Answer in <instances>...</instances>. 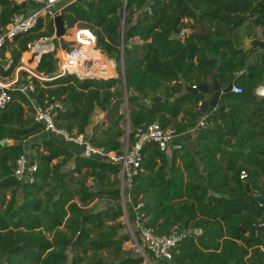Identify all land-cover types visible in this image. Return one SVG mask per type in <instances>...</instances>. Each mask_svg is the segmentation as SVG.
I'll list each match as a JSON object with an SVG mask.
<instances>
[{"label":"trees","instance_id":"1","mask_svg":"<svg viewBox=\"0 0 264 264\" xmlns=\"http://www.w3.org/2000/svg\"><path fill=\"white\" fill-rule=\"evenodd\" d=\"M32 7L27 1L0 0V30L15 13ZM62 16L67 29L88 30L80 37L82 51L94 65L75 70L107 77L34 78L30 98L13 90L14 102L0 110V264L144 263L123 247L130 236L121 221L118 164L81 156L77 145L46 132L34 119L32 101L60 102L56 125L76 134H85L101 109L109 124L96 125L89 140L121 153L125 95L132 131L158 122L183 132L196 127L199 103L206 101L203 93L185 88L203 85L210 76L222 88L239 85L243 91L222 95L228 111L209 115L210 125L181 148L162 152L157 144L145 145L141 171L132 182V205L142 204L144 224L157 234L175 225L201 229L160 264H264V203L256 198H264V96L255 93L264 81V51L244 49L234 37L240 28L246 37H264V0H76L66 4ZM54 33V21L41 18L34 29L8 42L0 76L13 72L29 42ZM94 38L115 60L117 74L98 69L101 64L113 68V62L93 48ZM6 52L11 55L7 70ZM37 71L57 75L54 53L43 54ZM32 136L40 141L27 153L25 141ZM23 154L38 165L32 183L14 178ZM70 163L72 168L64 169ZM96 199L114 205L95 211L89 205ZM129 211L134 222L132 206Z\"/></svg>","mask_w":264,"mask_h":264},{"label":"built area","instance_id":"2","mask_svg":"<svg viewBox=\"0 0 264 264\" xmlns=\"http://www.w3.org/2000/svg\"><path fill=\"white\" fill-rule=\"evenodd\" d=\"M18 3L31 2L33 7L28 12L15 13L10 22L0 30V64H2V51L8 42H12L17 36L28 32L36 27L41 18H49L54 21V18L62 14L64 7L68 3H72L76 0H15ZM66 26V24H65ZM66 30L67 26H66ZM87 32L86 29H80ZM92 34V33H91ZM94 36V35H93ZM96 39V38H95ZM94 39V40H95ZM96 43V41H95ZM84 44V43H83ZM85 46V44H84ZM96 46V45H95ZM55 45L51 37H41L33 40L27 44V51L30 52L29 59L34 60L36 66L40 62L43 54L54 53ZM83 47L72 45L67 48L57 49L58 73L54 77H48L43 73L33 74L34 76L27 77V80L20 85L15 86L14 83H4L3 76H0V110L6 109L11 103L14 102L15 97L12 94L13 90H20L28 98H30V92L35 90L34 77L36 79L52 80L56 77L76 74L80 78L94 77L91 74H83L75 70L76 65L83 67L85 70H91L94 65L93 58H87L85 52L82 51ZM94 48V47H93ZM95 49V48H94ZM5 60L7 65H3L7 70L11 63V55L9 52L5 53ZM114 64V63H113ZM116 65L113 68L115 70ZM100 76V75H97ZM103 76V75H101ZM47 77V78H46ZM107 77V76H104ZM18 81V80H17ZM231 91L235 94L242 93V88L239 85H233ZM255 93L258 96H264V81L255 88ZM126 105L128 104V97H124ZM34 108V119L37 123L44 126V130L53 134L54 136L64 140L65 142L75 144L79 147V155L88 158H99L109 160L115 164H118L120 168V191L121 198H126L129 203L131 200V188L132 182L135 176L139 174L143 162V148L148 143L157 144L160 151L168 152L171 149L181 148L183 142L178 141L181 136L185 134L193 133L196 128L187 131L180 132L175 127H162L158 122H154L147 126H139L132 131L130 125L127 131V139L123 146L122 152L115 151L107 152L103 147L93 144L89 137L85 134L70 133L65 129L59 128L56 125V117L58 111L62 109L60 102L45 101L44 104H36L32 101ZM208 125L207 119L204 117L198 123L197 129ZM132 134V138H131ZM2 143L13 144L12 139H4ZM38 169L37 162L30 159L26 154L20 156L17 161L16 168L14 170V178L19 183H32L35 180V173ZM247 174L245 171L241 173V178L245 179ZM126 193L128 196H126ZM142 204L138 203L132 205L134 211V226L132 228L131 235L136 240L134 231H137L139 235L140 244L139 252L145 257V250L153 255L157 260H170L172 258V250L180 246L188 234H200L201 229H181L178 225H175L173 229L167 234H157L152 228L147 227L144 224L142 214L140 211ZM134 230V231H133Z\"/></svg>","mask_w":264,"mask_h":264},{"label":"rangeland","instance_id":"3","mask_svg":"<svg viewBox=\"0 0 264 264\" xmlns=\"http://www.w3.org/2000/svg\"><path fill=\"white\" fill-rule=\"evenodd\" d=\"M30 6V5H29ZM28 6V7H29ZM125 23L123 22L122 23V26H121V35H122V38H123V35H124V32H125ZM242 29L243 28H240V31H236V33L238 32L239 33V36L242 37L243 36V32H242ZM186 32H189V31H186ZM235 33H234V37H235ZM84 37V31H81L80 28H77V27H74V28H70L66 31V34L64 37L62 38H59L55 35L51 37L53 39V43L55 45V56H57V49H59L60 47L61 48H64L65 47V43L68 44L67 48L71 47L72 45H77L79 47H84V44L83 42L81 41V38ZM95 39V38H94ZM96 39L94 40V44H93V47L98 50L102 56L106 57L107 59L111 60L115 65V73L117 74V64L115 62L114 59H110L106 56V54L102 53L99 48L97 47L96 43H95ZM241 41V40H240ZM244 45V39L240 42ZM96 45V46H95ZM23 57L24 55H22L21 59H20V62L19 64L16 66V68L13 70V72L8 75V76H3V82L4 83H14L15 86L17 85H20L21 83H24L26 80H27V77H31V76H34L33 74H37L38 71H37V66H36V63H34V60L33 58L32 59H29L30 55L25 59L26 61L23 60ZM8 63V62H7ZM6 61L3 65H7ZM122 69V67H121ZM92 77V76H91ZM94 77H97V78H102L104 77L103 76H97V75H94ZM35 78V77H34ZM47 78V77H46ZM18 80V81H17ZM39 81L43 82L44 80L43 79H38ZM123 107V112L125 114V118L124 120L122 121V128L124 130V134L121 138L122 140V143L125 144V141L127 139V131H128V127L130 125V122H129V119L127 117V107H126V103L124 101V104L122 105ZM109 124V121H108V115L107 113L103 112L101 109H98L94 112L92 118H91V121H90V125L87 129L88 133L86 132V134H89L90 133V130H93V128L96 126V125H99V128L100 129H103L105 128L107 125ZM131 128V126H130ZM193 134L194 133H191V134H186V136H189L185 139V141L188 143L189 141V138L191 140V138H193ZM191 135V137H190ZM40 141V136H32L30 137L29 139H27L25 142V144L27 145V153H30L32 152V144L35 142H39ZM184 142V143H186ZM78 149V148H76ZM169 156H170V153H169ZM73 166V163H70L68 164L64 169H68V168H72ZM119 178H120V173L118 174ZM94 184V180L92 178L88 179V185H92ZM120 184H121V178H120V183H119V188H120ZM126 196L127 193H126ZM19 198L21 199V195L19 196ZM120 205L122 206V209H123V212H124V215L123 217L121 218V221L124 223L125 225V231L128 232L129 236H130V240L125 242L123 244V247L127 250H131L134 255L136 256H142V254L139 252V246L137 245V243L140 244V241H139V235L137 233V231H134L135 232V235H136V240L132 237L131 235V230L132 228H136L134 226V223L131 222L129 220V214H130V211H129V207L132 206V202L129 203L127 198H126V202H125V205H124V200H120ZM114 203L109 200V199H96L94 200L89 206L90 207H93L95 211H98V210H106L108 209L110 206H113ZM145 257L144 258V263L143 264H160L161 261L160 260H157L154 256L152 257L151 253H149L147 250H145Z\"/></svg>","mask_w":264,"mask_h":264},{"label":"water","instance_id":"4","mask_svg":"<svg viewBox=\"0 0 264 264\" xmlns=\"http://www.w3.org/2000/svg\"><path fill=\"white\" fill-rule=\"evenodd\" d=\"M54 27H55V35L59 38H62L66 34V26L64 23V19L62 14L57 15L54 18ZM244 49L250 48H258L264 51V37H255L249 38L245 37L244 45L241 46ZM233 85H229L227 88H222L217 80H214L213 77H209L208 82L200 85V86H187L185 90L187 92H201L205 95V104H204V112L206 114H210L215 109L223 110L224 107L220 106L219 99L223 93L231 91ZM148 95L144 94V98H147ZM153 101H159L161 98L159 97H152ZM256 198L261 202L264 203V198L262 195H256Z\"/></svg>","mask_w":264,"mask_h":264},{"label":"crops","instance_id":"5","mask_svg":"<svg viewBox=\"0 0 264 264\" xmlns=\"http://www.w3.org/2000/svg\"><path fill=\"white\" fill-rule=\"evenodd\" d=\"M186 31H188V30H186ZM185 31V32H186ZM236 31H240V29H238V30H236ZM243 32V31H242ZM187 33V32H186ZM237 35L235 36V39H236V41L238 42L239 41V43L243 40V39H245V37H246V35H244V33H243V36L242 37H240L239 36V33L237 32L236 33ZM239 37V38H238ZM241 40V41H240ZM132 42H140V40L138 39V38H134L133 40H132ZM25 53H30V52H28V51H26V52H24L23 53V55L25 54ZM24 59V58H23ZM113 66H114V64H113ZM98 69L99 70H101V71H105V75H112V74H114L115 73V70H114V68H112V67H110V66H107V64H101V65H98ZM213 79L214 80H216V78L215 77H213ZM186 91V90H185ZM187 92V91H186ZM227 93V92H226ZM225 93H223L222 95H224ZM221 95V96H222ZM221 96H220V99H219V104H220V106H222V107H224V109L223 110H221V109H215L213 112H211L210 114H206L205 112H204V104H205V102L203 103V102H200L199 103V105H200V115L196 118L197 119V122L199 123V121L201 120V119H203L204 117L205 118H208V116L209 115H211V114H214V113H216V112H224V111H228V109H227V107H226V105H224L223 103H222V98H221ZM225 103L226 104H229V100H225ZM183 116V114H181L180 115V118ZM207 121H208V125L206 126V127H208L209 125H210V121L207 119ZM198 123H197V125H196V127H194V128H196V130L193 132L194 134H193V138H191V140L192 139H194V136L196 135V133L198 132V129H197V126H198ZM194 128H191V129H194ZM188 130H190V129H188ZM87 133H88V131H87ZM93 134V130H90V133L89 134H86V136L87 137H91V135ZM186 135V134H185ZM185 135L184 136H181L179 139H178V141H180V142H186L185 141V139L187 138V137H189V136H186L185 137ZM190 137H191V135H190ZM191 140H190V138H189V142H191ZM173 149H171V150H169L168 152H171Z\"/></svg>","mask_w":264,"mask_h":264}]
</instances>
